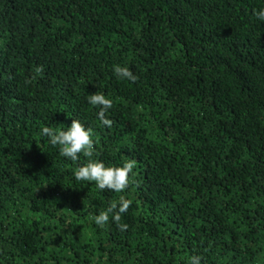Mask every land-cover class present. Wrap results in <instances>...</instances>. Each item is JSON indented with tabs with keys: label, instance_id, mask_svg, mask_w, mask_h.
<instances>
[{
	"label": "trees",
	"instance_id": "16d2710c",
	"mask_svg": "<svg viewBox=\"0 0 264 264\" xmlns=\"http://www.w3.org/2000/svg\"><path fill=\"white\" fill-rule=\"evenodd\" d=\"M262 8L0 0V264H264ZM72 119L93 128L92 159L136 161L124 192L77 181L90 158L40 135ZM121 196L128 228L96 225Z\"/></svg>",
	"mask_w": 264,
	"mask_h": 264
},
{
	"label": "clouds",
	"instance_id": "9594fccd",
	"mask_svg": "<svg viewBox=\"0 0 264 264\" xmlns=\"http://www.w3.org/2000/svg\"><path fill=\"white\" fill-rule=\"evenodd\" d=\"M258 20L264 21V8L255 13ZM42 69L38 68L37 71ZM114 73L118 78L135 82L137 76L128 67L115 66ZM88 103L99 107L97 117L104 126L111 127L112 120L106 117L109 109L113 107L111 98L103 93L96 92L88 98ZM40 135L47 139L53 146H59L60 155L73 162L78 161L80 154L89 157L87 163L82 164L74 170V177L77 181L94 182L95 187L103 191L112 190L117 193L124 192L131 183V174L134 173L136 161L129 159L121 166H109L102 160L92 159L94 156V130L90 126H85L79 119H72L70 126L63 125V128L44 126L41 128ZM131 201L123 196L119 201L112 202L109 207L94 217V222L98 226H103L111 219L116 222L119 228L124 231L128 228L126 224H119L121 214L126 212ZM189 264H201V258L194 255L190 258Z\"/></svg>",
	"mask_w": 264,
	"mask_h": 264
}]
</instances>
